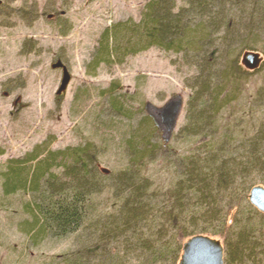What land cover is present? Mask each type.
<instances>
[{"label":"rangeland","instance_id":"obj_1","mask_svg":"<svg viewBox=\"0 0 264 264\" xmlns=\"http://www.w3.org/2000/svg\"><path fill=\"white\" fill-rule=\"evenodd\" d=\"M153 1L157 0H0V264H59L74 250L77 238L36 237L29 213L32 193L3 191L4 174L12 162L26 161L36 150L44 158L91 144L102 168L113 175L134 168L151 182L152 191L165 193L180 180L182 160L202 143L245 140L264 125L260 42L257 49L247 50L259 55L245 59L237 50L233 56L236 74L221 97L217 138H190L183 132L199 73L184 52L146 43L147 31L139 26ZM189 1L165 3H174L179 12ZM116 26L128 35H122L123 47L106 62L103 46L108 41L114 47ZM133 45L147 47L133 51ZM176 98L183 107L166 140L158 112ZM145 147L153 151L139 155ZM112 185L109 181L91 199L89 220L119 213L122 200ZM239 210L248 208L243 204L229 212ZM128 262L136 264L134 259Z\"/></svg>","mask_w":264,"mask_h":264},{"label":"trees","instance_id":"obj_2","mask_svg":"<svg viewBox=\"0 0 264 264\" xmlns=\"http://www.w3.org/2000/svg\"><path fill=\"white\" fill-rule=\"evenodd\" d=\"M165 1L147 4L139 27L147 31L146 43L184 52L197 69L183 132L215 140L221 97L236 74L233 56L237 50L245 59L260 54L247 50L264 42V0H190L179 12ZM117 29L114 47L108 41L103 46L106 62L123 47L122 35H128ZM133 46V51L142 47ZM152 151L146 148L139 155ZM97 153L91 144L44 158L36 150L26 161L12 162L4 174L6 195L32 193L29 213L36 237L77 235L74 250L59 264H128L130 259L136 264H179L183 245L198 235L221 240L224 264H264V214L248 200L252 187H264V125L245 140L202 143L182 160L180 180L165 193L152 191L151 182L134 168L113 175L101 167ZM109 181L122 200L119 213L89 220L91 199ZM243 204L247 211L229 212Z\"/></svg>","mask_w":264,"mask_h":264},{"label":"water","instance_id":"obj_3","mask_svg":"<svg viewBox=\"0 0 264 264\" xmlns=\"http://www.w3.org/2000/svg\"><path fill=\"white\" fill-rule=\"evenodd\" d=\"M182 107V100L176 98L158 112V123L165 132L166 140H169L174 132ZM248 198L251 205L264 214V187H253ZM224 256L225 251L220 240L198 235L190 238L183 245L179 264H224Z\"/></svg>","mask_w":264,"mask_h":264}]
</instances>
